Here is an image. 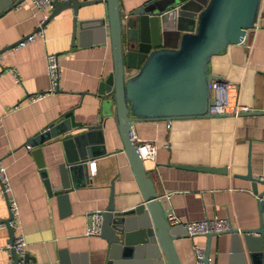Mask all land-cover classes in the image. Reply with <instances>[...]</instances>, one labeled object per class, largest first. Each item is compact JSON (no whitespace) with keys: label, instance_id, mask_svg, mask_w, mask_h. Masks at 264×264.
<instances>
[{"label":"crops","instance_id":"crops-1","mask_svg":"<svg viewBox=\"0 0 264 264\" xmlns=\"http://www.w3.org/2000/svg\"><path fill=\"white\" fill-rule=\"evenodd\" d=\"M88 1L79 7L78 17L105 18L106 0ZM146 1L119 0L120 10L127 16ZM51 9L52 4L46 7L48 13ZM258 14L257 24L246 29L243 41L228 43L224 52L211 55L209 63L212 72L237 86V101L249 109L236 115L131 122L139 138L156 142L154 159L144 160L147 173L161 195L164 211L173 210L181 221L219 215L235 227L257 225V194L252 191L251 179L244 175L249 166L252 175L262 180L257 182V190H264V0H260ZM71 15L70 6L61 9L43 24V37L35 34L29 42L0 51V160L19 205L25 251L35 264H61L72 254H76V264H104L106 239L85 234L87 213L103 209L111 189L116 209L138 202L142 195L123 149L114 106L96 89L112 66L107 30L102 36L98 32L79 36L76 32L72 38ZM38 16L28 0L0 13V48L35 32ZM49 50L58 54L59 87L28 101L29 93L48 86L44 54ZM11 67H15L19 79ZM125 70V75H130L136 68ZM68 110L84 124L101 122L103 150L88 159V179H79L61 199L47 191L36 161L41 156L48 178L57 183V163L63 152L59 137L43 141L39 152H33L27 139ZM8 212L7 199L0 191V218ZM230 236L231 232H221L210 238L209 255L216 264L240 263ZM8 238L7 227L2 224L0 264H9L12 258L10 250L4 248ZM205 240L204 233L178 235L173 243L180 261L192 262V244L204 247ZM261 243L264 250V235ZM247 252L243 246L245 256Z\"/></svg>","mask_w":264,"mask_h":264},{"label":"water","instance_id":"water-1","mask_svg":"<svg viewBox=\"0 0 264 264\" xmlns=\"http://www.w3.org/2000/svg\"><path fill=\"white\" fill-rule=\"evenodd\" d=\"M19 1L0 0V13ZM51 2L52 9L42 25L50 16L70 6L72 38L76 32L79 36L88 32H98L102 36L107 30L112 66L96 89L106 97V102H112L114 106L123 149L142 193L138 202L116 209L111 189L108 202L100 210L99 235L106 239L104 264H183L173 240L185 234L186 228L181 222H169L152 176L137 154L135 141L131 138V122L209 116L211 83L220 77L209 67L210 57L224 52L228 43L243 39L246 29L258 21L260 0H148L132 9L127 16L122 14L119 0H106L105 18L78 17L79 7L91 2L88 0ZM26 35L0 48V51L14 46ZM125 68H136V71L125 75ZM101 127V122L84 124L75 120L72 110H68L27 139L33 152H39L43 141L59 137L63 152L61 161L57 163V183L48 178L41 156L36 158L49 193L64 199L71 185L77 184L79 179H88V159L103 150ZM195 166L217 169L215 166ZM245 173L244 176L251 179L252 191L258 198L257 225L248 228L230 226L229 230L204 233L205 261L213 234L231 232L230 243L240 256L239 264H264L261 243L264 235V190L258 191L256 186L262 180L252 175L249 166ZM8 214L2 220L11 242L14 232L8 224L11 217L10 212ZM243 246L248 251L247 256L243 254ZM9 250L12 257L9 264H15L21 255L13 247ZM23 256L31 258L27 252ZM75 256H65L61 264H76Z\"/></svg>","mask_w":264,"mask_h":264},{"label":"built area","instance_id":"built-area-1","mask_svg":"<svg viewBox=\"0 0 264 264\" xmlns=\"http://www.w3.org/2000/svg\"><path fill=\"white\" fill-rule=\"evenodd\" d=\"M52 0H28L30 8L33 13H39L40 16L37 17L38 24L35 32H31L26 35L24 39L20 40L18 44H24L26 42L31 41V39L35 38V34L43 37V29L42 23L48 15L46 11V7L52 4ZM63 1V0H58ZM258 22V21H257ZM253 26H255L257 24ZM246 32V31H245ZM246 34V33H245ZM245 34L243 38L245 37ZM243 41V39L241 40ZM45 69L48 75V86L43 91H35L33 93H29L27 95L28 101H33L35 99L41 98L50 92L56 91L59 87L60 81V72H59V60L58 54L54 51L45 52ZM11 72L16 75V78L19 79V75L16 72L15 67L10 68ZM211 99H210V107L209 112L211 114H238L242 111L249 109V107L245 104H241L237 101L238 90L237 86L234 85L229 80H225L223 78H214L211 83ZM131 138L135 141V147L137 154L143 160L145 159H154V154L156 150V142L151 139L139 138L131 128ZM165 146L169 144L164 143ZM92 166H94V162L92 161ZM0 191L6 197L8 202V209L11 214L10 219L8 220V224L11 226L14 231V237L12 241H8L4 244V248L9 250L10 247H13L16 250L17 254L21 255L15 264H35L31 258H26L23 254L26 252V238L24 232L21 228V218L19 214V205L17 203L16 198L13 196L12 187L10 180L6 174L5 164L0 160ZM163 195L167 196V193ZM161 196V195H160ZM101 209H92L87 213V224L85 227V234H99L101 232V221H102V213ZM167 218L171 224H177V222H181L184 228H186V232L189 235H195V233H206L213 231H222L229 230L231 225V221L225 216L213 215L212 217H204V218H195L190 220L181 221L178 215L171 209L166 213ZM5 224L4 221L0 218V226ZM192 249L194 252V260L189 264H216L212 261L210 255L207 256V260H204L205 248L197 245L196 243L192 244Z\"/></svg>","mask_w":264,"mask_h":264}]
</instances>
